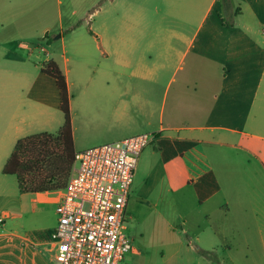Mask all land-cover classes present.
Returning <instances> with one entry per match:
<instances>
[{"label": "crops", "instance_id": "0c3cea01", "mask_svg": "<svg viewBox=\"0 0 264 264\" xmlns=\"http://www.w3.org/2000/svg\"><path fill=\"white\" fill-rule=\"evenodd\" d=\"M121 1L126 13L117 33L110 35L103 23L102 31L89 35L98 43L101 56L123 64L127 77L123 91L120 87L84 90L75 112L71 101L72 120L80 115L86 121L103 122L110 132L124 130L122 138H100L98 143L157 133V140L139 158L127 211L158 208L174 195L181 218L188 207L190 213H202L209 224L217 214L231 213L213 158L226 162L220 149H236L250 175L246 186L250 184L251 189L246 192L262 195L253 200L239 198L237 206L252 208L261 223L264 245V0ZM96 2L91 6L95 8ZM9 5L12 8L5 9L0 1V32L5 26L12 30L29 27L30 22L38 23L41 32L52 28V0L11 1ZM151 5L161 12L154 21L146 16ZM5 11L23 17L8 18ZM60 29L64 30L63 24ZM167 76L168 87L176 81L171 95L170 90H161ZM86 91L99 93L87 96ZM125 96L132 102L125 101ZM4 165L0 156V215L5 217L0 229V264H56L51 241L59 194L20 193L18 182L15 186L9 180L14 176L3 174ZM219 230L215 233L221 242L226 241L222 246L226 258L214 262L219 245L213 244L204 250L207 256L200 263L238 264L230 257L233 249L225 230L221 226ZM251 255L246 260L264 264V246Z\"/></svg>", "mask_w": 264, "mask_h": 264}, {"label": "rangeland", "instance_id": "374dc122", "mask_svg": "<svg viewBox=\"0 0 264 264\" xmlns=\"http://www.w3.org/2000/svg\"><path fill=\"white\" fill-rule=\"evenodd\" d=\"M0 1L6 9L12 8L9 2L20 0ZM93 1L52 0L50 30L41 32L38 23L30 22L29 27L21 26L17 30H12L5 26L0 32L1 165L10 157L18 140L44 132L56 134L63 125L59 91L55 81L43 73L45 64L50 60L56 61L66 75L74 112L81 106L80 93L84 90L120 87L123 91L127 80L123 64L116 63L114 58L107 59L101 56L97 50L98 43L89 33L102 31L101 27L105 23L108 25V33L116 34L118 26L125 20L126 10L121 0L117 3L111 0H96L98 4L95 8L91 6ZM13 10L17 9L13 7ZM96 10L97 13L89 18V14L95 13ZM5 12L8 18L23 17L13 15L9 11ZM160 13L151 5L148 6L146 16L148 20L154 21L160 17ZM223 18L229 23L226 15ZM61 24L64 25V30L60 29ZM62 37L65 39L62 40ZM121 49L122 47L119 48L122 52ZM178 78L179 76L177 80ZM169 81V76L162 80L161 90L162 93L170 90L171 95L176 87V81L171 82L168 87ZM86 93L89 96L90 93L99 92ZM124 99L132 102L128 96ZM72 126L77 152L107 143V141L98 143L100 138H122L120 135L124 133V130L110 132L103 122L86 121L80 115L78 117L74 115ZM220 150L227 156L226 162L218 158H213V161L217 171L222 174L225 196L230 201L231 213L217 214L209 224L202 213L195 212L196 210L190 213L188 207L184 209L185 218H181L178 216L180 207L177 206L174 195L168 198V203L161 202L158 208L132 207L127 211V234L141 255L129 253L125 257L126 263L201 264L207 256L204 250L212 248L213 244L219 245L213 258L214 262L216 258L224 259L226 255L222 246L226 241L221 242L219 234L216 237L221 226V231L226 232L228 245L233 249L230 257L237 259L238 264H252L251 260H246V256L251 259V252L264 246L259 234L261 223L259 219H255L252 208L237 206V199L253 200V197L258 199L262 198V195L255 191L250 192L251 194L246 192L251 189L250 184L246 186L250 183L247 180L250 175L241 165V159L236 155L238 151L229 148ZM228 173H231L229 177ZM9 180L17 185L15 176ZM244 209L248 210V213H244ZM261 262L262 259L258 263Z\"/></svg>", "mask_w": 264, "mask_h": 264}, {"label": "built area", "instance_id": "2783aa9c", "mask_svg": "<svg viewBox=\"0 0 264 264\" xmlns=\"http://www.w3.org/2000/svg\"><path fill=\"white\" fill-rule=\"evenodd\" d=\"M157 133L135 134L76 153L73 172L57 191L52 234L56 264H129L136 254L127 234V204L142 152ZM5 217L0 215V229Z\"/></svg>", "mask_w": 264, "mask_h": 264}, {"label": "trees", "instance_id": "16d2710c", "mask_svg": "<svg viewBox=\"0 0 264 264\" xmlns=\"http://www.w3.org/2000/svg\"><path fill=\"white\" fill-rule=\"evenodd\" d=\"M43 73L51 77L60 95L64 122L56 134L40 133L17 141L3 168V174L17 178L19 191L56 192L64 189L75 164V141L71 116V97L66 75L54 60L45 64Z\"/></svg>", "mask_w": 264, "mask_h": 264}]
</instances>
